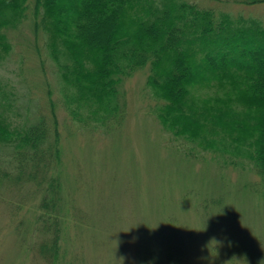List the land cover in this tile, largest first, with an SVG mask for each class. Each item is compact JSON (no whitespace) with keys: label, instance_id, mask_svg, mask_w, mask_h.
<instances>
[{"label":"rangeland","instance_id":"obj_1","mask_svg":"<svg viewBox=\"0 0 264 264\" xmlns=\"http://www.w3.org/2000/svg\"><path fill=\"white\" fill-rule=\"evenodd\" d=\"M192 1L264 23V1ZM4 31L11 49L0 58V87L8 92L0 99L10 102L14 125L44 117L52 139L59 132L53 173L66 216L61 264H254L237 253L240 241L264 253V180L250 162L235 167L172 133L157 115L161 101L147 87V69L124 78L116 124L82 126L65 105L68 88L34 22L33 2ZM197 92L222 93L217 85ZM188 145L198 155L186 153ZM10 149L0 143L2 167ZM36 188L29 182L0 191V264H48L33 249Z\"/></svg>","mask_w":264,"mask_h":264},{"label":"trees","instance_id":"obj_2","mask_svg":"<svg viewBox=\"0 0 264 264\" xmlns=\"http://www.w3.org/2000/svg\"><path fill=\"white\" fill-rule=\"evenodd\" d=\"M252 3L264 0H240ZM33 2L34 22L48 37L67 90L65 105L82 126L109 128L124 114L125 77L148 70L157 115L180 139L220 152L225 163L264 180V23L192 0H0V58L11 49L5 27L17 25ZM218 86L217 95L198 93ZM8 92L0 87L4 100ZM160 100V101H159ZM7 101V100H6ZM0 99V143L11 147L0 165V191L36 185L42 197L33 249L61 264L62 182L54 172L59 132L44 117L18 127ZM193 156L197 146L188 145ZM1 162V160H0ZM237 253L259 264L264 253L240 241Z\"/></svg>","mask_w":264,"mask_h":264},{"label":"clouds","instance_id":"obj_3","mask_svg":"<svg viewBox=\"0 0 264 264\" xmlns=\"http://www.w3.org/2000/svg\"><path fill=\"white\" fill-rule=\"evenodd\" d=\"M132 264H133V261H132Z\"/></svg>","mask_w":264,"mask_h":264}]
</instances>
